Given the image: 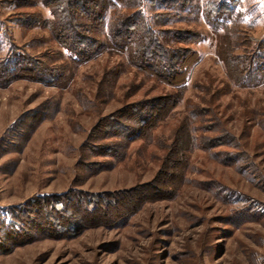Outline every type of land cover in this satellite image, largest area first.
<instances>
[{"label":"rangeland","instance_id":"rangeland-1","mask_svg":"<svg viewBox=\"0 0 264 264\" xmlns=\"http://www.w3.org/2000/svg\"><path fill=\"white\" fill-rule=\"evenodd\" d=\"M128 1L155 31L200 35L183 87L114 50L74 64L47 0H0V61L65 72L0 86V264H264V74L241 85L216 54L257 52L264 0ZM168 96L151 130L121 113Z\"/></svg>","mask_w":264,"mask_h":264},{"label":"trees","instance_id":"trees-1","mask_svg":"<svg viewBox=\"0 0 264 264\" xmlns=\"http://www.w3.org/2000/svg\"><path fill=\"white\" fill-rule=\"evenodd\" d=\"M62 1L63 4L59 5L58 0H47V6L53 7L55 14L53 20L45 21L44 24L68 54L72 63L82 64L100 53L114 50L125 55L136 69L146 71L157 81L178 88L183 87L190 67L197 61L196 53L187 47L201 41L200 35L196 32L175 29L155 31L149 26L143 12L135 7L133 1ZM161 1L164 3L168 1L171 4H175L176 1L181 2L179 7L183 4L182 0H158ZM227 10L221 2L209 4V16L213 20L225 17ZM28 17L27 20L38 22ZM35 24L38 23H33ZM258 45L257 52L251 55H233L228 43L225 45L220 42L216 47V54L225 65L227 60L231 67L240 73L238 80L241 85L256 86L259 85L261 78L263 79L264 40L258 42ZM63 69H49L39 63L34 64L23 55L14 54L0 61V86L11 84L24 73H30L33 79L41 82L49 80V83L56 84L65 73ZM169 100L172 99L168 96L156 99L153 103L148 102L145 104L147 106L143 107L133 104L124 108L121 113L134 118L139 123L137 124L141 130L139 131L145 132L155 127L157 114L168 107ZM114 127L117 128L118 133L126 137L139 135V132L137 131L136 134V130L131 127L116 122ZM137 136L135 138H138ZM66 221L71 229L79 228L75 221L70 219Z\"/></svg>","mask_w":264,"mask_h":264}]
</instances>
